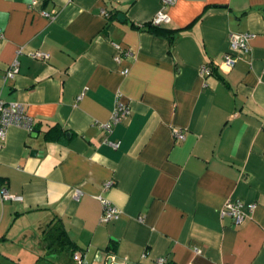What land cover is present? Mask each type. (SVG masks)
<instances>
[{
    "label": "crops",
    "instance_id": "0c3cea01",
    "mask_svg": "<svg viewBox=\"0 0 264 264\" xmlns=\"http://www.w3.org/2000/svg\"><path fill=\"white\" fill-rule=\"evenodd\" d=\"M160 6L0 0V99L32 118L0 147V186L22 197L0 195V264H264V0H175L151 29ZM116 98L130 113L107 133ZM99 196L117 219L100 221ZM235 200L240 225L222 214ZM53 223L76 253L50 252Z\"/></svg>",
    "mask_w": 264,
    "mask_h": 264
},
{
    "label": "built area",
    "instance_id": "2783aa9c",
    "mask_svg": "<svg viewBox=\"0 0 264 264\" xmlns=\"http://www.w3.org/2000/svg\"><path fill=\"white\" fill-rule=\"evenodd\" d=\"M175 0H160L161 6L156 12V15L152 19L151 24L154 26H160L169 21V16L165 12L167 5L174 3ZM102 14L107 16L108 14L105 11H102ZM253 33L246 32H230L228 35L229 42V52L224 55L225 65L228 67H233L235 64L234 55L243 54L249 52V41L253 37ZM30 56L37 59H48L49 54L44 51H34L30 53ZM118 60V57L115 58ZM19 69V62L17 59H14L6 72V77L12 78L16 75ZM127 69L123 70V73H127ZM211 68L209 66H203L200 70L202 74H210ZM118 98V97H117ZM115 106L112 110L110 118L104 123H100L99 127L105 132L110 133L112 128L121 122L126 116L130 113V108L127 104L117 100ZM19 126L25 129L32 128V118L28 116L23 109V106L19 102H6L0 99V147L3 144V141L6 136V130L9 126ZM173 135L176 139H183L184 133L181 129H174ZM106 142L113 148H117L119 143L116 141H107ZM112 182H107L104 184L105 188H108ZM0 195L2 199H9L14 201L22 200L20 195H14L7 191L6 188L0 186ZM75 195H79V190H75ZM102 205V213L100 216V221L107 223L111 220L117 219L121 213L120 209L111 203L105 197H98ZM255 207V204H249L248 208L252 210ZM222 214H226L232 217L235 225H240L245 219V213L243 211V203L239 200L228 201L222 211ZM157 264H170L166 257H159L156 260Z\"/></svg>",
    "mask_w": 264,
    "mask_h": 264
},
{
    "label": "trees",
    "instance_id": "16d2710c",
    "mask_svg": "<svg viewBox=\"0 0 264 264\" xmlns=\"http://www.w3.org/2000/svg\"><path fill=\"white\" fill-rule=\"evenodd\" d=\"M146 26L151 29L156 27L151 23L147 24ZM44 233V240L52 254H59L63 251H67L73 255L79 250L78 247H76V245L68 239L64 231H62V228L56 223H53V225L49 226Z\"/></svg>",
    "mask_w": 264,
    "mask_h": 264
},
{
    "label": "rangeland",
    "instance_id": "374dc122",
    "mask_svg": "<svg viewBox=\"0 0 264 264\" xmlns=\"http://www.w3.org/2000/svg\"><path fill=\"white\" fill-rule=\"evenodd\" d=\"M48 256H52V255L48 254Z\"/></svg>",
    "mask_w": 264,
    "mask_h": 264
},
{
    "label": "water",
    "instance_id": "95a60500",
    "mask_svg": "<svg viewBox=\"0 0 264 264\" xmlns=\"http://www.w3.org/2000/svg\"><path fill=\"white\" fill-rule=\"evenodd\" d=\"M121 16V15H120Z\"/></svg>",
    "mask_w": 264,
    "mask_h": 264
}]
</instances>
